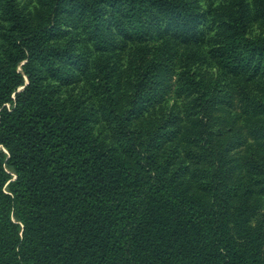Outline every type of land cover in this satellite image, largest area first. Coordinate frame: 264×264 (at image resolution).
I'll return each mask as SVG.
<instances>
[{
	"label": "trees",
	"instance_id": "1",
	"mask_svg": "<svg viewBox=\"0 0 264 264\" xmlns=\"http://www.w3.org/2000/svg\"><path fill=\"white\" fill-rule=\"evenodd\" d=\"M200 2L38 0L32 18L0 0V264H264V158L247 140L224 141L211 85L186 72L191 168L164 149L179 131L172 121L142 123L161 100L165 58L134 55L125 95L98 63V111L64 94L89 68L84 38L97 52L119 38L192 44ZM239 12L222 10L217 66L264 80V35L250 37ZM256 12L264 23V0ZM250 106L264 149V91ZM97 112L109 136L96 130ZM241 147L251 150L243 172L232 155Z\"/></svg>",
	"mask_w": 264,
	"mask_h": 264
},
{
	"label": "rangeland",
	"instance_id": "2",
	"mask_svg": "<svg viewBox=\"0 0 264 264\" xmlns=\"http://www.w3.org/2000/svg\"><path fill=\"white\" fill-rule=\"evenodd\" d=\"M18 2L23 11L32 18H36L41 10L38 0H18ZM199 5L202 11H205V22L201 25L200 40L192 44H180L170 37H154L143 43L119 38L113 50L97 52L84 38V41L77 44V48L89 52V68L85 73L78 75L73 85L64 89V94L83 100L86 106L98 111L102 101L100 82L96 78L98 63L110 66L113 71L110 80L115 81L119 91L125 95L130 90L134 55L142 56L147 62L156 58L160 61L158 57L165 58L166 66L160 70V85L163 91L161 100L149 109L142 123L174 121L170 125L177 127L179 131L172 142L165 144L164 149L172 153L176 164H185L191 168V157L196 150L193 143L196 126L195 107L192 104L194 96L185 86L187 71L194 75L196 82L201 81L215 89L212 98L218 102L215 109L221 130L224 131V141L247 140V143L252 144L254 156L264 158L263 147L258 139L254 141L250 133L252 121L262 119V116L251 108L250 101L263 97L264 80L222 71L217 66L213 53V48L221 37V23L227 20L222 10H230L234 16H239L240 10L247 21V34L252 38L264 35V23L256 12L257 0H201ZM68 38L67 35L65 40ZM97 117L96 130L109 136V130L98 112ZM249 152L251 150L241 147L232 154L241 172L244 171V162L248 159Z\"/></svg>",
	"mask_w": 264,
	"mask_h": 264
}]
</instances>
